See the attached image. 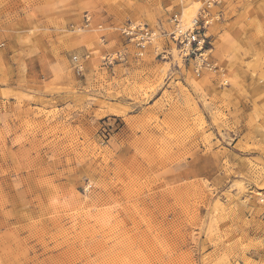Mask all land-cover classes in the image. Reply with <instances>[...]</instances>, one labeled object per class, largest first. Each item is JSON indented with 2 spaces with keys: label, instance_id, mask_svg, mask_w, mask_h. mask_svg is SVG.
<instances>
[{
  "label": "rangeland",
  "instance_id": "1",
  "mask_svg": "<svg viewBox=\"0 0 264 264\" xmlns=\"http://www.w3.org/2000/svg\"><path fill=\"white\" fill-rule=\"evenodd\" d=\"M203 1L0 0V264H264V0L216 72L167 35Z\"/></svg>",
  "mask_w": 264,
  "mask_h": 264
},
{
  "label": "built area",
  "instance_id": "2",
  "mask_svg": "<svg viewBox=\"0 0 264 264\" xmlns=\"http://www.w3.org/2000/svg\"><path fill=\"white\" fill-rule=\"evenodd\" d=\"M217 3L219 0H204L200 14L187 25L181 24L178 17H174L172 20L175 23V28L173 27V30L167 33L170 40L179 47L186 57L194 55L196 61H200L196 63V70L202 68L215 72L217 70V65L212 60V48L209 47L210 36L208 35L209 26L214 19L210 9ZM122 32L137 49L151 43L157 36V31L149 25L133 22L124 26ZM74 60L78 61L79 59L75 57Z\"/></svg>",
  "mask_w": 264,
  "mask_h": 264
},
{
  "label": "bare ground",
  "instance_id": "3",
  "mask_svg": "<svg viewBox=\"0 0 264 264\" xmlns=\"http://www.w3.org/2000/svg\"><path fill=\"white\" fill-rule=\"evenodd\" d=\"M201 9H202V8H200V10H199V13H198V14H200V11H201ZM198 14H197V15H198Z\"/></svg>",
  "mask_w": 264,
  "mask_h": 264
}]
</instances>
